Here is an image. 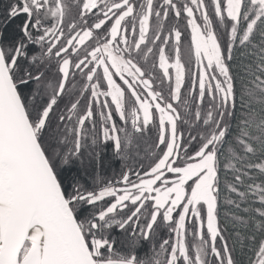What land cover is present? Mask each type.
Segmentation results:
<instances>
[{
	"label": "snow or ice",
	"instance_id": "1",
	"mask_svg": "<svg viewBox=\"0 0 264 264\" xmlns=\"http://www.w3.org/2000/svg\"><path fill=\"white\" fill-rule=\"evenodd\" d=\"M0 264H264V0H0Z\"/></svg>",
	"mask_w": 264,
	"mask_h": 264
},
{
	"label": "trees",
	"instance_id": "2",
	"mask_svg": "<svg viewBox=\"0 0 264 264\" xmlns=\"http://www.w3.org/2000/svg\"><path fill=\"white\" fill-rule=\"evenodd\" d=\"M69 3H71V0H68ZM78 11L79 9L77 7H73L72 11L68 17V21L71 19L75 18L78 16ZM22 18V17H21ZM67 30V29H65ZM76 81L80 82V77L79 74H76L75 77ZM72 79L70 77L69 81V86H71ZM185 94L187 93V88L184 89ZM164 94L167 95V88H164ZM61 106H63L64 101H60ZM116 120L118 124H122L123 122L119 121V117H116ZM130 123V122H129ZM156 139V131L153 129L151 126H149V131L144 135L138 138V147H135L132 149V156L133 159H130L127 161V165L129 167H135V168H140L141 164L144 165L145 169L147 168L149 162H150V154L155 151L154 149V143ZM137 152L139 155H137ZM103 160H104V165L100 169V176L103 178V180H115L117 179L123 172L124 167L123 163L119 158L113 157L111 154V150H106L103 153ZM95 176L94 171H89L88 176L84 178V182L91 186L92 183V178ZM222 178H223V173H222ZM222 199H223V194H222ZM258 206V205H257ZM223 210V209H222ZM159 236L162 238H168V232L167 229L161 228L158 230ZM112 236L116 238V243H115V249L119 252L126 253L129 251L127 247V241H126V236L125 234L121 233V231L117 228H113L112 230ZM155 238V237H154ZM159 239L156 240V243L158 245ZM151 245L152 241H141L140 245L138 248L135 250L136 254L140 258H145V257H150L152 255L151 252Z\"/></svg>",
	"mask_w": 264,
	"mask_h": 264
},
{
	"label": "flooded vegetation",
	"instance_id": "3",
	"mask_svg": "<svg viewBox=\"0 0 264 264\" xmlns=\"http://www.w3.org/2000/svg\"><path fill=\"white\" fill-rule=\"evenodd\" d=\"M169 23H171V21ZM181 23H183V21ZM189 42H190V34L185 32L183 34V37H182V45H181V47H182L181 55L185 61H187V48H188ZM166 55L169 57L170 62H171V60H173L175 58L174 49L171 46H168V48L166 49ZM150 63H151V61H150ZM155 76H156L157 80H160L163 78V72H162V70H160L158 68V59H157V67H156V71H155ZM164 88H167V81L164 82Z\"/></svg>",
	"mask_w": 264,
	"mask_h": 264
}]
</instances>
